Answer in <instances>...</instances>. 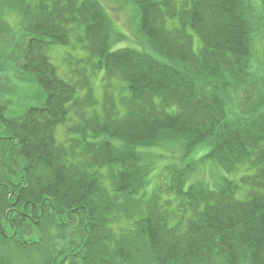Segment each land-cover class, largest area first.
Returning <instances> with one entry per match:
<instances>
[{
	"label": "trees",
	"instance_id": "trees-1",
	"mask_svg": "<svg viewBox=\"0 0 264 264\" xmlns=\"http://www.w3.org/2000/svg\"><path fill=\"white\" fill-rule=\"evenodd\" d=\"M105 1L136 8L141 51L114 50ZM125 1L0 0V13L22 19L19 66L45 92L40 106L12 118L0 103V264H264V93L251 84L253 4ZM74 37L85 55L65 59L64 79L50 52ZM101 71L99 100L93 82ZM175 147L182 162L208 152L168 166L167 180L148 194L162 155L154 150ZM199 163L221 167L214 189L190 182Z\"/></svg>",
	"mask_w": 264,
	"mask_h": 264
},
{
	"label": "rangeland",
	"instance_id": "rangeland-1",
	"mask_svg": "<svg viewBox=\"0 0 264 264\" xmlns=\"http://www.w3.org/2000/svg\"><path fill=\"white\" fill-rule=\"evenodd\" d=\"M249 1H251L253 4L252 7L255 9L252 22L255 29L254 34H256L253 54L254 61L251 70V84H253V87H261L264 93V0ZM105 3L108 16L113 23L115 31L114 50L131 48L141 51V49L144 48V45L140 38L141 33L139 31V22L137 19L138 12L136 8L126 1L115 3L105 1ZM21 22V16L20 14L18 15L16 10L14 13H0V103H3L7 107V109L3 112L5 118L19 116L31 107L40 106L45 100L44 90L37 84L33 76L22 72L18 63V58L21 57L19 56V49L21 44H23L22 35L25 33L24 26ZM193 37L195 49L198 50L200 48L199 46H201V41L195 34H193ZM69 55H78L81 57L85 55V52H83L81 45L77 43L75 37L73 38V45L71 47L57 46L50 52L52 62L58 67L60 72L59 75L64 79V72L67 68L65 59L68 58ZM104 73V71L99 72L98 77L94 79L93 82V88L99 100H102L104 96V82L102 80ZM252 89H254L252 92L250 91L252 97L259 101L262 97V92L255 88ZM80 94H82V92H80ZM232 108L234 111H237L239 109V105L236 104ZM244 108L246 107H243V110ZM61 129L63 128H59L56 132V138L59 141L64 139L63 130L61 131ZM0 137H6L5 125L1 122V120ZM4 142L0 141V157H3V155L7 152V145ZM199 149L183 162L181 160V151L177 147L173 150L174 154L166 151V149L157 151L154 150L155 153L153 156H157V153H162V155L159 156L160 159L156 160L155 168L153 172H151L153 181L147 190L148 194L152 193L153 189L156 188V184H160L163 179L167 180L169 176L166 168L168 166L176 165L181 168L193 162L196 163L208 152V148L204 150ZM195 172L196 173L191 178L190 182L196 180L204 181L209 183V186L212 189H214L216 184L220 181L219 175H224L221 167L214 163H207L206 165L199 163L198 171ZM227 178L232 180L239 179V177L235 175L228 176ZM243 196L244 195H240V193L238 195L239 198H242ZM55 232L54 228H51V230L48 229L46 234H43V237L46 239L48 234L53 235ZM36 237L40 236L37 235ZM16 256H23L27 258V255H22L21 253H17ZM27 260L34 264L33 259L28 257ZM16 264H21V261H18ZM75 264L77 263L75 262Z\"/></svg>",
	"mask_w": 264,
	"mask_h": 264
}]
</instances>
